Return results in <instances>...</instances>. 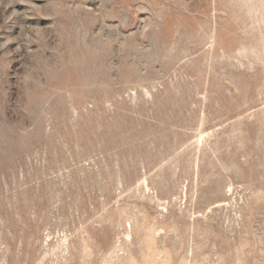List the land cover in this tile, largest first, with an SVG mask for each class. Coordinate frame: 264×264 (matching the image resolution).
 <instances>
[{"label":"rangeland","instance_id":"1","mask_svg":"<svg viewBox=\"0 0 264 264\" xmlns=\"http://www.w3.org/2000/svg\"><path fill=\"white\" fill-rule=\"evenodd\" d=\"M0 264H264V0H0Z\"/></svg>","mask_w":264,"mask_h":264}]
</instances>
